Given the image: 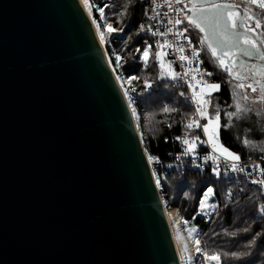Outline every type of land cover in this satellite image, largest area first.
Instances as JSON below:
<instances>
[{
    "label": "water",
    "instance_id": "obj_1",
    "mask_svg": "<svg viewBox=\"0 0 264 264\" xmlns=\"http://www.w3.org/2000/svg\"><path fill=\"white\" fill-rule=\"evenodd\" d=\"M105 54L78 0H0V264H181Z\"/></svg>",
    "mask_w": 264,
    "mask_h": 264
},
{
    "label": "trees",
    "instance_id": "obj_2",
    "mask_svg": "<svg viewBox=\"0 0 264 264\" xmlns=\"http://www.w3.org/2000/svg\"><path fill=\"white\" fill-rule=\"evenodd\" d=\"M89 3L93 6L92 17L100 24L101 30L105 22L111 23L114 28L122 29L118 31L121 34L107 36L108 43L104 46L113 67L116 65L115 55L121 56V67L115 71L117 76L120 75L125 80L132 76L139 78L130 85L135 91L130 90L129 94L140 118L139 134L147 157L150 154L157 158L158 163H170L177 153H185L186 146L182 142L175 143L173 138H185L188 131L184 125L191 117L192 110L186 99L180 95L183 89L177 81L158 78L159 67L155 61L157 50L148 38L139 36L140 26L147 25L150 6L143 0H89ZM97 8L104 10V23ZM258 15L264 18V14ZM193 37L190 36L191 39ZM145 45L152 46L147 69L140 61ZM136 49H140V52ZM202 62L207 72L212 73L208 76L211 83L221 85L220 91L213 93L209 98L212 100L211 107L216 109L217 105L221 106L228 100L227 79H219L208 62ZM145 79L152 85L151 88H145ZM165 106L176 108L178 111L164 113ZM192 137L188 132L187 138ZM220 142L239 155L240 159L264 155V138L261 136L253 139L251 146L245 147L236 144L227 132L221 130ZM152 169L156 180L160 181L158 189L165 208L175 209L179 219L188 221V224L197 228V238L201 241L202 249L209 253H247L240 259L222 257V264H264V216L259 212L264 200L261 199L257 188L217 178L209 170L192 171L187 167L156 165V162L152 163ZM161 171L166 174L160 177ZM209 187L213 189L217 208L209 217H202L197 215L199 202L203 192ZM245 228L248 229L247 232L243 231ZM253 240L255 243H252ZM202 259L203 257L198 255L196 264H205Z\"/></svg>",
    "mask_w": 264,
    "mask_h": 264
},
{
    "label": "snow or ice",
    "instance_id": "obj_3",
    "mask_svg": "<svg viewBox=\"0 0 264 264\" xmlns=\"http://www.w3.org/2000/svg\"><path fill=\"white\" fill-rule=\"evenodd\" d=\"M176 4H182L184 0H174ZM247 7L243 9V12L240 11V6L235 3H222L217 2V0H189L188 4L184 5V9H187L191 15L184 14L183 19L177 18L174 21L176 26H179L183 23L184 20L187 21V25L191 28L198 30L203 35L200 37V45L206 46L207 50L210 52L211 56L218 62V66L233 80L238 81L234 85V88L245 89L249 88L253 93H257L258 97L251 101L252 104L264 105V31H258L264 28V19L260 17L256 12L253 11V7L260 10V14H264V0H244ZM83 3L88 10V14L92 16V5L89 3V0H83ZM152 3L156 6L153 11L156 12V9L161 5L156 3V0H152ZM173 0H165V4L171 8ZM184 9H176L177 17H180L184 12ZM100 13V19L106 21L105 13L103 8L96 9ZM123 15V13H121ZM156 15H159L157 12ZM167 15V13H165ZM155 16L149 17V19H155ZM93 25H95L97 33L100 38L101 44L108 43V39L105 33L108 36H111L113 33L122 31V29L114 28L111 23L105 22L103 30H101L100 24L93 19ZM169 24H173V20H168ZM140 31L151 32L153 36H162L165 37L163 42L157 41V51L155 52V61L159 67V79H170L172 81L184 80L187 83L189 90L191 91V101L196 105L195 115L188 119V122L184 125L187 130L194 131L195 129H201L207 138L206 143L211 147L212 152L219 153V155L224 156L227 160L233 161L231 164L232 171H243L244 169L238 166L240 160L239 155L231 152L228 148L220 142V131L221 127H231L232 119H241L242 114L246 116L247 113L252 112L254 109L251 107H245L240 103V100L248 101L249 96L247 94L242 97L238 93H234L235 99V111L227 113L228 122L225 125H221L220 110L217 107L215 115H210L209 106L212 104V100L209 99L212 97L213 93L219 92L221 85L216 83H210L207 80H204L205 75L211 76L210 72H203L198 66L193 68V62L199 64L200 60V51L202 49H197L193 46L192 41L188 39L185 35L189 31V27H185L183 30L176 31L174 35L177 38H183L187 40V47L191 51V55H185V46L183 44H177L175 46V51L179 53L178 59L182 62L181 67L184 68V72H176L172 64L174 61H165V57L168 55V52L164 51L167 48H173L174 45L166 38L169 33L173 32L172 28H167L165 32L161 33L159 31H152L149 27L145 29L143 25L140 26ZM147 44V42H145ZM151 45H148L143 52L141 53V60L145 69L149 67L150 64V53ZM137 52H140V49H136ZM115 55V54H114ZM241 57H246L248 59H255L262 63L246 64L244 59ZM116 65L113 68L115 72L118 68L121 67V56L115 55ZM109 66H112V61L109 60ZM244 69L247 68L249 75H245L243 71H238L235 69ZM199 74L200 78H197ZM259 77V79H257ZM251 82L245 84L244 81L249 80ZM117 79L121 81V87H124V84L131 85L133 81L139 79L136 76L130 77L128 80H123V77L118 75ZM145 88H151V84L147 79L144 80ZM199 88V91H197ZM135 91V89H131ZM181 96H185V93L181 92ZM124 96L128 100V107L132 111V116L139 122V116L137 115L136 108L133 106L134 101L129 94V90H124ZM178 109L165 106L163 108L164 113L176 112ZM256 115L260 116L261 111H256ZM196 116L199 119H196ZM151 120L152 117H149ZM200 120H206L204 124L200 123ZM188 132L185 133V138L181 140L182 144L186 146L185 154L195 153L197 142L205 143L201 141L199 135L193 137L191 140L187 138ZM179 139V138H178ZM244 145L251 146L252 142L247 138L243 140ZM205 160H212L216 162L215 156H207ZM148 161L150 164L158 162L157 158L148 154ZM199 167V165H197ZM258 167V166H257ZM219 175V172H216ZM260 174L264 175V169H260ZM155 176V172L153 173ZM253 184L264 185V179L261 180H252ZM157 187L160 186V181H156ZM214 195L213 189L209 187L204 193L203 198L200 200V212L197 215L209 216L210 213L206 209L211 208L213 211L216 210L217 205L215 203L209 205L208 201ZM231 198V192H229V199ZM259 212L261 216H264V204H261L259 207ZM186 230L188 231L189 239H192L195 246V251L198 255L202 256L205 264L208 262H214V264H222L223 258H234L240 259L241 256L247 255V253H237V252H218L213 251L209 253L207 250L201 248V241L199 238L194 237V234L197 233L195 227L187 228L188 221H184ZM243 231L247 232L248 229L245 228ZM227 234V233H226ZM179 238V233H178ZM252 243H255L253 240ZM251 245H249L250 247ZM187 244L183 245V252H187ZM187 264H191V257H187Z\"/></svg>",
    "mask_w": 264,
    "mask_h": 264
},
{
    "label": "built area",
    "instance_id": "obj_4",
    "mask_svg": "<svg viewBox=\"0 0 264 264\" xmlns=\"http://www.w3.org/2000/svg\"><path fill=\"white\" fill-rule=\"evenodd\" d=\"M143 1L145 4H148L150 6L149 14L147 16V25L145 26V29H148L150 27L152 31H159L161 33L165 32L167 28L173 29V32L169 33L166 38L174 45V47L164 49V51L168 52V55L166 57L170 61H174V63L172 64L174 70L182 74L184 72V68L181 67L182 62L178 59V56L180 54L175 51V46L178 43L183 44L185 46V53H184L185 55L190 56L191 51L187 47V40L183 38L178 39L177 36L174 35L176 31L183 30L186 26L184 25V23H182L179 26H176L174 24V21L177 18L183 19V15L188 13L187 9H184V5L188 4L189 0H184L182 4H176L173 0L171 8H169L165 4V0H156V3L161 5L159 8L156 9V12L153 11V9L156 6L152 3V0H143ZM221 2L222 3H235V4H238L243 9L248 6L244 2V0H221ZM176 9H184V12L181 14L180 17H177ZM253 10L260 13V10L256 9L255 7H253ZM157 12L159 13V15H156ZM165 13H167V15H165ZM152 16H155L156 18L149 19V17H152ZM169 19L173 20V24L168 23ZM185 35L188 37V39L192 41L193 46L199 49L198 46L196 45L195 40L191 39L188 33H186ZM139 36L148 38L152 42V46L156 50H158L157 41L162 43L163 39L165 38L162 36H153L151 35V32H148V31H143V32L140 31ZM199 60H200L199 64L197 65V62L194 61L192 67L195 68L198 66L203 72L207 73L206 67L202 62L201 56L199 57ZM197 78L198 79L200 78L199 74H197ZM203 79L211 83L207 75H205ZM177 82L181 85L183 89L182 92L185 93V96L183 97L186 99V101L191 107V110H192L191 117H192L195 115L196 105L193 104L191 101V91L189 90L188 85L187 83H185L184 80H178ZM197 91H199V88H197ZM196 119H199V117L196 116ZM200 123L202 124L201 120H200ZM187 131L193 137L199 135L200 140L205 141V143H200L198 141L195 153H189V154L177 153L170 163L163 164V163L156 162V165H165L167 167H176V166L180 167L181 166V168L187 167L191 169L192 171H200V172L209 170L217 178L232 180L236 184L244 183V184L249 185L250 187L257 188L260 191L261 199L264 200V185H261L258 183L257 184L252 183V180L254 179L255 180L264 179V175L260 174V169H264V155H260V156L249 158V159H240L236 163H238V166L244 170L234 172L231 169V164L233 163V161L227 160L224 156L219 155V153L212 152L211 147L206 143L207 138L205 137L201 129H195L194 131H190V130H187ZM173 141L175 143H179L181 142V138L179 136H175L173 138ZM207 156H215L216 162L214 163L212 160H205L204 158ZM149 165L151 168L152 176L156 183L157 180H156V176L153 175L154 172L152 169V164L149 163ZM197 165H199V167ZM217 171L219 172V175L216 174ZM165 174H166L165 171H161L159 175L161 177V176H164ZM207 189L203 192L202 197L204 193L207 191ZM211 203L212 204L215 203L217 205L215 195L212 196ZM209 213L211 215L213 212H209ZM199 216L209 217L205 215H199ZM179 221L181 223H184V220L179 219Z\"/></svg>",
    "mask_w": 264,
    "mask_h": 264
},
{
    "label": "rangeland",
    "instance_id": "obj_5",
    "mask_svg": "<svg viewBox=\"0 0 264 264\" xmlns=\"http://www.w3.org/2000/svg\"><path fill=\"white\" fill-rule=\"evenodd\" d=\"M81 1L83 2V0H81ZM253 11L257 13V11H255V10H253ZM87 12H88V10H87ZM88 16H89V14H88ZM89 19L92 22L93 17L89 16ZM102 22L104 23L105 20H102ZM94 27H95V25H94ZM95 29H96V27H95ZM258 31H264V28H262ZM115 34H121V33L116 32V33H113L112 35H115ZM105 35H106V37L108 36L107 33H105ZM146 47H147V45H145V48ZM140 61L142 62L141 55H140ZM165 61H168V60L165 58ZM111 68L113 69L114 67L111 66ZM115 75H116V73H115ZM116 78H117V75H116ZM123 80H125V79H123ZM117 81L119 82V86L121 87V81H119L118 79H117ZM236 83H238V82L234 81V80L227 79L226 85H227V89H228V100L226 102H224V104H222L221 106L217 105L216 108L218 107L220 110V118H221L220 122H221V125L223 126V125L227 124V122H228L227 113L235 111L234 93H238L239 96H241V97L245 94H247L249 96L248 101H243L241 99L240 103L243 106L251 107L254 110L252 112L247 113L246 116H243V114H242L241 119H236L235 117H233L231 127H228V128L221 127V130L227 132L228 135L232 138V140L236 144H238L239 146H245L243 143V140L245 138H247L252 143H253V139H255L257 136H261L262 138H264V105L251 103V101L253 99L258 97V91H257V93H253L251 91V89H248V88H245L243 90L238 89V88H234V85ZM125 89H128L130 91L131 86L128 84H124V87L123 88L121 87L123 94H124ZM208 110H209L210 115H215V111H216L215 107H211V105H210ZM256 111H261V115L257 116ZM134 121H135V124L137 126V130L139 132L138 122L135 118H134ZM201 122H202V124H204L207 121L201 120ZM247 147H249V146H247ZM258 156H260V155H258ZM255 157H257V156H255ZM202 198L203 197H201V199ZM208 203H209V205L212 204L211 199L208 201ZM165 211H167V216H168V219H169V222L171 225V232H172L173 240L176 243V247H177V251L179 254L181 264H187V260H186L187 257H191V264H196V259H197L198 254L195 251V246L193 244L192 239H189L188 231L186 230L185 224L181 223L179 221V218L177 217V212L175 209L165 208ZM206 211L214 212L211 208L206 209ZM198 212H200V202H199ZM191 227H195V226L189 223L187 225V228H191ZM178 233H179V238H178ZM194 237L197 238V233L194 234ZM184 244H187V248H188L186 253L182 251ZM201 247H202V244H201ZM202 261H204V259H202ZM204 263H205V261H204ZM208 264H214V262H208Z\"/></svg>",
    "mask_w": 264,
    "mask_h": 264
},
{
    "label": "flooded vegetation",
    "instance_id": "obj_6",
    "mask_svg": "<svg viewBox=\"0 0 264 264\" xmlns=\"http://www.w3.org/2000/svg\"><path fill=\"white\" fill-rule=\"evenodd\" d=\"M241 8V7H240ZM243 10V8H241ZM187 15H191L190 12L187 13ZM184 25L186 27H189V31H191L195 37H193L192 35H190L191 33L188 31L187 33L193 37V39L195 40L196 39V43H197V46L199 49H202L200 51L201 53V59L202 61H207L210 68L214 71V73L218 76L219 79H222V78H226V79H229V80H233L231 77L228 76L227 72L223 71L219 66H218V62L211 56L210 52L207 50V47L206 46H201L200 43H199V40H200V37L203 35L202 33H200L198 30L194 29V28H191L190 26L187 25V21L184 20ZM241 59H244L246 64H254V63H262L260 61H257L255 59H248L246 57H241ZM235 70H238V71H243L245 73V75H249L250 77V73L248 72V69L247 68H244V69H235ZM257 79H259V77H257ZM235 81V80H234ZM238 82V81H237ZM251 82V78H249V80H246L244 81L245 84L247 83H250ZM249 89V88H248Z\"/></svg>",
    "mask_w": 264,
    "mask_h": 264
},
{
    "label": "bare ground",
    "instance_id": "obj_7",
    "mask_svg": "<svg viewBox=\"0 0 264 264\" xmlns=\"http://www.w3.org/2000/svg\"><path fill=\"white\" fill-rule=\"evenodd\" d=\"M78 1H79V3L81 4L83 10L86 12V14H87V16H88V12H87V9H86L84 3H83L81 0H78ZM88 17H89V16H88ZM90 21H91V20H90ZM91 24H92V26H93V29H94L95 34H96V36H97V39H98L99 42H100V38H99V35H98V33H97V30L95 29V27H94V25H93L92 22H91ZM100 44H101V42H100ZM101 46H102V48H103V51H105V50H104V45L101 44ZM105 55H106L107 61L109 62V59H108V57H107V54H105ZM118 84H119V82H118ZM119 87H120V86H119ZM133 120H134V118H133ZM134 122H135V121H134ZM135 126H136V125H135ZM166 216H167V211H166ZM167 219H168V216H167ZM168 223H169V226H170V229H171V225H170L169 219H168ZM171 233H172V232H171ZM173 241H174V240H173ZM174 244H175L176 252H177V255H178V258H179V254H178V251H177V247H176V243H175V241H174ZM179 261H180V258H179ZM180 263H181V261H180Z\"/></svg>",
    "mask_w": 264,
    "mask_h": 264
}]
</instances>
